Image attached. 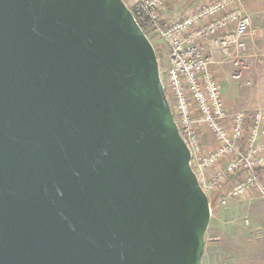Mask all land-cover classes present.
<instances>
[{"label": "water", "instance_id": "95a60500", "mask_svg": "<svg viewBox=\"0 0 264 264\" xmlns=\"http://www.w3.org/2000/svg\"><path fill=\"white\" fill-rule=\"evenodd\" d=\"M208 198L121 0H0V264H200Z\"/></svg>", "mask_w": 264, "mask_h": 264}, {"label": "built area", "instance_id": "2783aa9c", "mask_svg": "<svg viewBox=\"0 0 264 264\" xmlns=\"http://www.w3.org/2000/svg\"><path fill=\"white\" fill-rule=\"evenodd\" d=\"M121 1L167 51L163 92L202 191L222 206L253 193L264 203V114L230 112L215 75V67L229 66L240 83L249 70L254 30L239 1L214 0L167 25L161 13L168 0Z\"/></svg>", "mask_w": 264, "mask_h": 264}, {"label": "crops", "instance_id": "0c3cea01", "mask_svg": "<svg viewBox=\"0 0 264 264\" xmlns=\"http://www.w3.org/2000/svg\"><path fill=\"white\" fill-rule=\"evenodd\" d=\"M238 1L241 11L249 17L254 30L253 36L249 37L247 42L251 55L249 70L243 73L240 83L230 79L232 69L229 66L215 67V75L219 79L221 94L230 112L258 110L264 114V97L259 93L264 86V0ZM193 2V0H168L161 13L162 22L165 25L170 24L192 14L195 8L197 10L202 6L198 5L199 2L196 5ZM213 56L216 59V54ZM205 139L207 145L212 141L210 136H205ZM242 208L243 214L247 215L253 224L240 229H217L218 233L220 231L224 234V244L241 243V249L246 244L253 254L262 256L264 262V203L253 200L243 203Z\"/></svg>", "mask_w": 264, "mask_h": 264}, {"label": "rangeland", "instance_id": "374dc122", "mask_svg": "<svg viewBox=\"0 0 264 264\" xmlns=\"http://www.w3.org/2000/svg\"><path fill=\"white\" fill-rule=\"evenodd\" d=\"M193 1L195 5L199 2L198 5L200 6L206 5L214 0ZM151 34L145 32L146 37L149 35L148 37L151 38L149 40L155 51L159 64L160 78H162L168 68V54L162 43L155 37L150 36ZM259 93L264 97V86ZM253 200L260 201L255 193L245 200H232L226 206H222L218 200V195H209L210 221L205 233V244L200 264H264L263 257L253 254L252 250L246 244L243 249L240 247L241 243L230 245L229 242H226L224 244V234L220 233V231L218 233L217 230L250 227L253 224L251 222L252 220L243 214L242 206L243 203ZM240 241L242 242V239Z\"/></svg>", "mask_w": 264, "mask_h": 264}, {"label": "bare ground", "instance_id": "6f19581e", "mask_svg": "<svg viewBox=\"0 0 264 264\" xmlns=\"http://www.w3.org/2000/svg\"><path fill=\"white\" fill-rule=\"evenodd\" d=\"M131 14H132V13H131ZM134 19H135V18H134ZM135 21H136V20H135ZM136 23H137V22H136ZM137 25L140 27V25H139L138 23H137ZM141 27H142V26H141ZM141 27H140V28H141ZM142 31H143V30H142ZM201 189H202V188H201ZM205 195H206V194H205ZM206 197L208 198V196H207V195H206Z\"/></svg>", "mask_w": 264, "mask_h": 264}, {"label": "trees", "instance_id": "16d2710c", "mask_svg": "<svg viewBox=\"0 0 264 264\" xmlns=\"http://www.w3.org/2000/svg\"><path fill=\"white\" fill-rule=\"evenodd\" d=\"M140 27H141V26H140ZM141 29L143 30V32H144V34H145L146 31L143 29V27H141Z\"/></svg>", "mask_w": 264, "mask_h": 264}]
</instances>
